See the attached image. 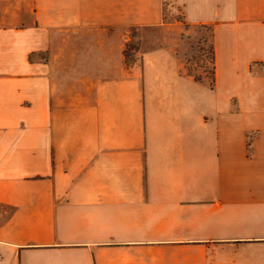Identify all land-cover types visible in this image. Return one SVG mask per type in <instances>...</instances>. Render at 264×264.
<instances>
[{"label":"crops","instance_id":"1","mask_svg":"<svg viewBox=\"0 0 264 264\" xmlns=\"http://www.w3.org/2000/svg\"><path fill=\"white\" fill-rule=\"evenodd\" d=\"M0 264H264V0H0Z\"/></svg>","mask_w":264,"mask_h":264},{"label":"rangeland","instance_id":"2","mask_svg":"<svg viewBox=\"0 0 264 264\" xmlns=\"http://www.w3.org/2000/svg\"><path fill=\"white\" fill-rule=\"evenodd\" d=\"M193 33H194V44H193L194 50L191 56V60L193 61V65H197L195 66V70L197 74L200 75L201 73H204L205 75L210 76L209 72L212 69V64L210 61L211 56H212L210 35L207 33L205 34L204 29L199 28V27L196 28ZM136 34L138 33H135V35ZM144 35H145L146 43H147L144 46L145 48V47L150 46V43L152 42V39L155 37L154 35L156 34L153 35L151 32L145 30ZM134 44L137 45L139 49H141L142 41L140 38L135 39Z\"/></svg>","mask_w":264,"mask_h":264},{"label":"trees","instance_id":"3","mask_svg":"<svg viewBox=\"0 0 264 264\" xmlns=\"http://www.w3.org/2000/svg\"><path fill=\"white\" fill-rule=\"evenodd\" d=\"M137 39V35H135V32L133 31L131 34V39L130 41H128V43L126 44V49L124 51V56H125V61L126 64L128 65H132L136 62V53L139 51V47L137 45L134 44V40ZM211 64H212V69L209 72L210 76H207L208 78H210L212 80V83H214V78H215V64H214V51L213 49L211 50ZM207 73V72H205ZM197 80H200V78H196Z\"/></svg>","mask_w":264,"mask_h":264}]
</instances>
